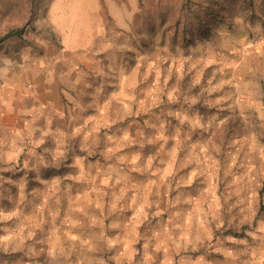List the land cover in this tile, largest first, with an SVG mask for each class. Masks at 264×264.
I'll list each match as a JSON object with an SVG mask.
<instances>
[{
	"label": "rangeland",
	"instance_id": "rangeland-1",
	"mask_svg": "<svg viewBox=\"0 0 264 264\" xmlns=\"http://www.w3.org/2000/svg\"><path fill=\"white\" fill-rule=\"evenodd\" d=\"M50 1L0 0V106L45 70L60 101L0 129V264H264V0H189V40L184 0H99L74 72Z\"/></svg>",
	"mask_w": 264,
	"mask_h": 264
},
{
	"label": "crops",
	"instance_id": "crops-1",
	"mask_svg": "<svg viewBox=\"0 0 264 264\" xmlns=\"http://www.w3.org/2000/svg\"><path fill=\"white\" fill-rule=\"evenodd\" d=\"M112 16L117 15L112 12ZM104 17L99 0H51L48 8L50 26L48 31L56 35L62 47H52L49 63L41 65L55 68L57 63L63 62L72 67V72H74L81 64L88 63L89 65L98 62L103 57L101 55V51L104 49L102 37L107 33ZM50 46L41 45L40 49L50 50ZM62 53L65 55L63 60L60 59ZM73 67L76 69L73 70ZM49 72V70H45L42 73V83L33 92H29L22 84L19 85L14 75L8 77V84H6L8 87L7 107L0 106V115L8 116V125L3 124L4 120L0 121V129L11 131L17 128L20 121L27 119L30 115H47L49 112H59L58 88L51 80ZM79 81L83 82L82 79H75L76 83ZM73 82L72 77L71 81L67 83L68 89L76 90V85ZM15 104H20L19 110L14 106ZM1 117L3 118V116Z\"/></svg>",
	"mask_w": 264,
	"mask_h": 264
},
{
	"label": "trees",
	"instance_id": "trees-1",
	"mask_svg": "<svg viewBox=\"0 0 264 264\" xmlns=\"http://www.w3.org/2000/svg\"><path fill=\"white\" fill-rule=\"evenodd\" d=\"M190 9V5H189V0H184L180 11L177 14V19L175 20L174 23V28H175V37H179L182 36L184 39H191V34H190V30L191 29H186V27H188L189 25L186 23L187 17H188V10ZM210 22H204L203 25H200V29L201 32L203 34H206L208 31V26H210ZM24 33L23 29H13L9 32H7L4 36L0 37V44H2L3 42H6L7 40H9L10 38L13 37H20L22 36Z\"/></svg>",
	"mask_w": 264,
	"mask_h": 264
}]
</instances>
